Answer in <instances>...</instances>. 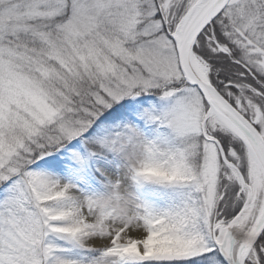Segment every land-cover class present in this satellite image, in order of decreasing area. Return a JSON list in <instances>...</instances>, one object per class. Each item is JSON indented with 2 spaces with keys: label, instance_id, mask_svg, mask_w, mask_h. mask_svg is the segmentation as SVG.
I'll return each instance as SVG.
<instances>
[{
  "label": "snow or ice",
  "instance_id": "obj_1",
  "mask_svg": "<svg viewBox=\"0 0 264 264\" xmlns=\"http://www.w3.org/2000/svg\"><path fill=\"white\" fill-rule=\"evenodd\" d=\"M0 264H264V0H0Z\"/></svg>",
  "mask_w": 264,
  "mask_h": 264
}]
</instances>
